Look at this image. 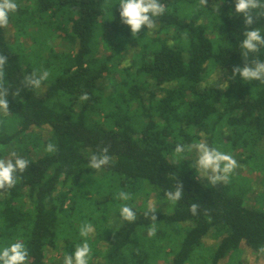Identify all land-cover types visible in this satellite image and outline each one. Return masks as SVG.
I'll list each match as a JSON object with an SVG mask.
<instances>
[{
    "label": "trees",
    "instance_id": "obj_1",
    "mask_svg": "<svg viewBox=\"0 0 264 264\" xmlns=\"http://www.w3.org/2000/svg\"><path fill=\"white\" fill-rule=\"evenodd\" d=\"M34 2L9 16L18 30L29 21L37 27L21 36L33 34L34 50L10 38V25L0 28L4 84L21 90L10 92V112L0 114V158L16 152L29 161L0 195V248L20 241L26 264H63L49 253L74 252L85 239L81 225L90 223L89 264H244L245 252L264 259V202H248L237 172L264 173V82L232 76L245 59L264 60V48L243 57L246 26L235 0H160L166 11L156 27L134 37L119 0ZM251 27L264 28V16ZM54 36L65 42L62 52L54 51ZM43 70L50 75L39 89L24 87L25 76ZM200 141L237 160L227 183L197 178V154L187 149ZM49 143L55 151L45 150ZM177 144L185 147L179 161ZM106 146L110 164L89 168L90 156ZM178 181L183 196L172 204L165 193ZM121 191L130 199H119ZM150 199L158 203L151 237ZM192 203L200 205L196 215ZM125 204L136 212L134 223L120 217ZM208 238L219 242L205 247Z\"/></svg>",
    "mask_w": 264,
    "mask_h": 264
},
{
    "label": "clouds",
    "instance_id": "obj_2",
    "mask_svg": "<svg viewBox=\"0 0 264 264\" xmlns=\"http://www.w3.org/2000/svg\"><path fill=\"white\" fill-rule=\"evenodd\" d=\"M208 0H200V5H207ZM16 0H0V28H6L9 25V16L18 10ZM264 8V3L261 0H235V12L241 14L244 19L246 31L243 33L244 38L240 43L243 49V57L247 58L250 53H258L264 48V28L251 26L257 23L264 12L255 13V10ZM166 11V6L160 0H119V15L121 22L130 27L132 36H136L142 28L154 29L156 20ZM8 62V57L0 53V114L7 115L10 112L8 96L10 89L4 84L5 65ZM49 70L41 72L33 71L30 75L24 77V87L39 89L44 81L49 78ZM232 76H239L243 81H260L264 82V60L258 57L251 61L244 60V66H233ZM20 89L11 92L13 97L20 96ZM87 93L80 96L81 101L89 99ZM47 152L56 150V146L52 143L47 144ZM188 151H195L197 158L195 160V169L198 173V179L207 178L211 186L215 187L218 183H227L233 171L239 167L237 160L233 155L223 152L216 147L210 146L205 141L193 143L188 146ZM185 152V147L182 144H177L174 150V156L177 161L182 159V153ZM109 148H102L99 153H94L89 158L88 167L97 171L102 170L109 165L112 157L108 154ZM29 161L11 152L9 157L0 158V195H3L8 189L16 186L19 180V175L28 169ZM168 201L172 204L177 203L183 196V184L178 181L175 191L165 193ZM118 198L128 200L130 196L127 192L121 191L118 193ZM197 203L190 205V211L193 215L197 214ZM157 208L151 201L148 204V210L145 216L151 214V220L154 222L149 228L148 235L154 236L157 228L155 221L157 217L155 213ZM120 217L122 220L129 223H134L137 219L136 212L127 204L120 208ZM94 227L90 223H84L80 227V236L85 238L81 244L75 246L72 253H65L63 264H89L91 256V246L87 242L90 234H94ZM258 254H264V246L260 247ZM29 257L28 249L25 244L20 241L13 242L8 246L0 248V264H26Z\"/></svg>",
    "mask_w": 264,
    "mask_h": 264
},
{
    "label": "rangeland",
    "instance_id": "obj_3",
    "mask_svg": "<svg viewBox=\"0 0 264 264\" xmlns=\"http://www.w3.org/2000/svg\"><path fill=\"white\" fill-rule=\"evenodd\" d=\"M34 0H22L19 4L20 8L25 9L26 7L31 8L34 5ZM9 29H10V38L15 41L17 38L19 39L22 36V33H24L25 31L28 30V33H33L37 30V27H34V23L29 21L27 22V29H24V25L21 26V28L18 30L17 27H15L14 23L12 20H9ZM21 34H19V33ZM33 34L29 35L27 34L26 36H24V38H22V42L24 44V46L26 47V51H32L34 50L36 47V43L33 40ZM25 35V34H24ZM37 35V34H36ZM50 43L52 44V47L54 49L55 52H62L65 49V42L61 39V38H57V37H53L52 40H50ZM41 49V47H40ZM47 52L46 49H41L40 53L43 54ZM226 137V135L224 136ZM238 174L240 175V177H243L246 182L244 183L245 188L247 189V196L248 197V202H254V205H256L258 208H261L263 206V202H264V198L263 199H258L260 197H264L263 195V183H264V173L263 171L260 170H256L254 168H251L250 166H243L240 168V170L238 169ZM235 177V173L234 175H232ZM203 179H207V178H203ZM239 183V182H237ZM139 203H141V200H138ZM152 202L156 205H158V203L156 202V200L154 199H150L148 201ZM174 233H172L174 235V237H176V233L175 231H173ZM95 238V234H90V239ZM219 241L214 240L213 238H208L205 240V247H213L216 246L218 244ZM166 243V242H165ZM164 243V245H165ZM63 248V246H62ZM64 251L60 250L59 253H52L50 252V255H54L53 258L60 260L62 258H64ZM255 254L252 252H245V254L242 255V258L244 259V264H264V259L263 257L260 256H254ZM230 261V259H226L224 260L223 264H228ZM197 264H205L203 260H198ZM234 264H238L237 262Z\"/></svg>",
    "mask_w": 264,
    "mask_h": 264
}]
</instances>
